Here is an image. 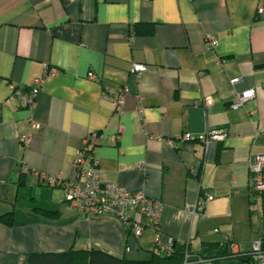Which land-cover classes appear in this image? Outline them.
I'll return each mask as SVG.
<instances>
[{
    "label": "crops",
    "instance_id": "0c3cea01",
    "mask_svg": "<svg viewBox=\"0 0 264 264\" xmlns=\"http://www.w3.org/2000/svg\"><path fill=\"white\" fill-rule=\"evenodd\" d=\"M259 6L264 0H0V216L12 214L11 224L0 220V264L70 248L144 259L157 247L153 229L136 238L115 215L85 216L61 186L40 178L74 177L91 131L102 180L164 201L160 247L185 244L186 264H211L193 260L205 242L248 251L264 235V192L254 205L249 191L250 165L264 154ZM207 36L217 44L207 45ZM133 63L147 65L140 80ZM48 66L57 73L46 76L34 106L8 99L11 85L27 87ZM121 85L128 91L118 112L103 89ZM250 88L252 98L230 106ZM206 95L214 97L209 107ZM210 129L227 137L197 139ZM185 132L194 138L182 139ZM208 194L213 199L193 214Z\"/></svg>",
    "mask_w": 264,
    "mask_h": 264
},
{
    "label": "built area",
    "instance_id": "2783aa9c",
    "mask_svg": "<svg viewBox=\"0 0 264 264\" xmlns=\"http://www.w3.org/2000/svg\"><path fill=\"white\" fill-rule=\"evenodd\" d=\"M257 12L264 14V6H259ZM129 39L131 41L133 39V29L130 31ZM205 41L209 46H215L218 42L215 36H207ZM146 69L147 65L143 63H133L130 70L140 80ZM55 73H57V69L49 68L48 66L43 74L34 78L27 87L11 85V93L8 99L18 101L23 107L34 106L36 95L43 89L46 76ZM88 77L96 79V74L93 71H89ZM238 80L239 78H233L231 81L236 82ZM127 91L128 87L126 85L107 86L104 87L103 94L111 101L116 111L120 112L124 105ZM254 95L255 90L253 88L239 92L230 102V106L233 108L242 106ZM213 103L214 97L212 95L202 97L203 107H209ZM138 110L140 112L143 111L142 98L140 96H138ZM36 126L37 124L31 121V127L34 128ZM30 136V132L20 135L22 147L28 145ZM98 136L97 131H91L83 138L82 146L78 149L74 159L76 168L74 177L63 176L60 173L39 172L40 178L50 185L61 186L68 205L85 216L97 214L115 215L126 226L128 234L136 238L142 235L145 228L153 229L156 243L160 246L161 232L159 223L165 205L164 201L148 196L143 190H133L115 182L102 180L98 172L99 160L96 155ZM226 137L227 131L224 129H210L197 135V139L205 144L211 141H223ZM193 138L190 132L182 134V139L190 140ZM249 191L250 199L256 205L258 197L264 192V154L258 155L256 161L250 165ZM212 199L213 195L208 194L204 200L199 201L193 207L192 213H201L205 203ZM229 248L231 258L214 261L213 259L197 257L196 260H207L211 264H264V247L261 237L252 241L248 251H239L234 242H229ZM161 249L163 252H170L172 250V242L161 247ZM190 260L191 255L187 253L184 263L186 264Z\"/></svg>",
    "mask_w": 264,
    "mask_h": 264
},
{
    "label": "trees",
    "instance_id": "16d2710c",
    "mask_svg": "<svg viewBox=\"0 0 264 264\" xmlns=\"http://www.w3.org/2000/svg\"><path fill=\"white\" fill-rule=\"evenodd\" d=\"M5 223H12V214L0 216ZM264 247V235L261 237ZM189 253L186 245L177 241L172 242V250L163 252L157 247L150 252L148 258L132 259L127 256L118 257L97 248L75 249L70 248L64 251H36L23 256L21 264H182L186 254ZM229 242H205L202 250L196 253V257L203 259L231 258ZM195 260L196 258L193 257Z\"/></svg>",
    "mask_w": 264,
    "mask_h": 264
}]
</instances>
